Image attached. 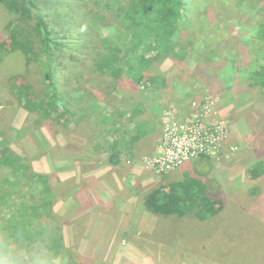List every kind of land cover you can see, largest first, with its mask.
I'll list each match as a JSON object with an SVG mask.
<instances>
[{
    "label": "rangeland",
    "instance_id": "rangeland-1",
    "mask_svg": "<svg viewBox=\"0 0 264 264\" xmlns=\"http://www.w3.org/2000/svg\"><path fill=\"white\" fill-rule=\"evenodd\" d=\"M244 1L239 7V12L244 14V17L252 18L248 24L250 29L241 27L240 29L237 25L230 28L225 25L224 28L215 30L216 33L223 34L224 38L230 39V35L240 38L237 40L240 51L236 60L241 59L240 56L249 58L256 56V53H264V48L263 50L258 48L253 37L245 38L248 31H251V34L254 32L259 8H251L250 4L256 1L259 3L261 0ZM90 2V0L41 1L48 9L46 15L49 23L59 31L57 37L53 36V47L57 44L67 45L71 51L69 53H74L78 59L82 57L84 63L90 60L89 53L84 50L87 35L93 30L99 32L98 29L103 28L99 26L100 23L93 26L92 19L95 16L92 12L89 15L86 6ZM202 2L197 10L188 16L196 23L200 33L205 34L204 37L201 35L202 39L198 43L206 41L207 35L214 30L210 25H201L202 22H208V15L214 8L228 2H231L232 7H236L234 0ZM234 15L238 14L235 12ZM8 18L7 12L0 7V32L4 31ZM112 32L107 28L104 34L109 35ZM211 44V51L208 54L201 53L196 57L193 55L195 51L192 50L183 55L184 57L178 59L170 57L160 63H153L150 70L158 71L160 77L172 80L180 75L189 76L188 71L194 72L198 64L196 59H205L203 62L205 64L211 62L208 55L218 56L216 47H213L214 41ZM195 45L198 46L197 42ZM226 62L228 63L226 77L230 78L233 72L230 80L224 75L223 57L216 63L215 68L212 65L207 67V70L219 79V81L210 79V86L220 96L207 95L203 100H193L212 102L210 111L212 120L225 122L229 128L226 142H222L213 152L208 153L213 157L209 174L211 185L215 189L213 193L222 200L223 209L211 220L202 222L189 214L182 217L155 216L142 205L141 193L151 186L170 181L171 178L182 179L186 175H194L195 165H192L194 158L176 166V169L171 168L160 173L146 163L156 151L141 154L138 163L128 161L125 171L119 169L117 183L109 178H103V189L107 187L106 190H113L110 203L109 197L105 196L102 199L100 192H94L95 196L92 195V191L100 186L101 180L91 183L93 189H88L90 195L82 189L83 187L81 188L80 185L83 183L74 185L72 181H78L79 176L91 171L101 173L107 167L106 162L91 159L87 153L71 158V163L63 160V143L70 142L67 150L74 151L71 138L75 139L74 136L79 132L86 135L85 130L89 127L87 129L84 122H79L78 128L73 126L74 123L65 126L56 119L47 122H42L44 120L41 119L40 123H35L39 116L30 114L20 105L15 89L18 83L23 82L37 92L42 90L39 63L33 59L27 64L25 56L18 50L9 53L0 61V135L5 134L11 148L24 158H29L35 171L49 174L50 184L57 192L54 203L57 219L55 224L62 228L65 254L68 258L85 264H264V177L252 179L248 173V168L252 164L264 161V128L258 124V121L264 119V96L253 78L244 73H241V79L238 78L240 70L231 68L230 59ZM57 63V71H53L57 76L65 75L71 69L77 68L75 64L70 66L73 63L69 58ZM63 63L66 64L64 69ZM27 70H30L29 79L27 77L18 82L17 77L15 81L9 82L11 75L18 76ZM121 85L127 86L125 93H132L131 80ZM134 85L137 87V99L142 100L146 118L155 112L153 115L162 123L164 111L171 110L173 113L172 109L175 110L179 123H186L185 121L192 117L194 110L190 105L187 111L180 112L179 108H172L176 105L175 97L167 98L162 103L163 98L155 95L146 81ZM97 104L104 106L100 101ZM90 107L94 109V106ZM165 107L167 109H164ZM135 111L136 108H133L128 112ZM201 167L207 168L205 164H201ZM64 170L71 171L73 180L67 181L63 186L61 174ZM68 192L72 197L70 206L66 204L69 202H66L68 197L64 200V195H68ZM92 215L96 216L94 220H90ZM54 231L59 232L56 228ZM68 252L71 254L70 257Z\"/></svg>",
    "mask_w": 264,
    "mask_h": 264
},
{
    "label": "trees",
    "instance_id": "trees-1",
    "mask_svg": "<svg viewBox=\"0 0 264 264\" xmlns=\"http://www.w3.org/2000/svg\"><path fill=\"white\" fill-rule=\"evenodd\" d=\"M41 1L0 0L1 9L9 16L4 31L0 32V61L17 50L25 56L27 64L33 59L37 61L43 88L37 92L28 84L18 83L15 90L20 105L30 114L39 116L35 119L37 124L41 119L42 122L56 119L65 126L84 122L86 128L89 127L85 130L89 143L109 153V163L105 165L112 166L118 175L120 154H117L116 146L123 143L129 149L153 128L150 119L144 116L142 101L137 99L136 93H118V82L123 75H128L134 84L146 81L157 90L162 86L159 81L164 84L165 80L160 77V72L150 70L153 63L170 57L178 59L192 50L196 57L201 53L208 54L214 41L218 56L208 55L211 62L205 64V59H196L195 71H188L189 75L211 85L210 79L217 80L218 77L207 67L212 65L215 68L223 57L226 79H232L233 72L230 78L226 77V61L230 59L231 68L240 70L238 78L241 79V73L248 74L264 96V53L249 58L240 56L241 59L236 60L240 51L237 40L240 38L230 35L228 39L216 33L225 25L250 29L248 24L252 18H245L239 12L244 0H234L235 8L231 2L220 4L209 13L208 22L201 25H210L214 30L202 43L198 42L203 33L188 18L203 3L202 0H90L86 6L89 15L92 12L95 16L93 26L100 23L103 28L87 35L84 50L90 55L89 63L69 53L67 45L53 47V36L57 37L59 31L49 23L48 9ZM250 6L259 8L254 32L251 34L247 30L245 38L253 37L256 46L263 50L264 0ZM235 12L238 15H234ZM107 28L113 31L109 35L104 34ZM64 58H69L73 63L70 66L75 64L77 68L57 76L53 71H57V62ZM65 66L63 63V69ZM29 72L11 75L9 82L17 77L18 82L29 79ZM194 76L191 77L194 79ZM99 101L104 103L103 107L97 104ZM133 108L136 111L129 113ZM172 108L178 107L173 105ZM258 124L264 128V119ZM109 130L118 136L114 144H109ZM6 138L5 134L0 135V264H85L72 261L65 254L62 228L55 224L57 192L50 184L49 174L35 171L29 158L12 149ZM192 165H195L194 175L171 178L141 193L144 208L155 216L182 217L189 214L202 222L215 217L223 209V202L215 197L209 177L213 157L202 153L192 160ZM248 173L252 179L264 177V161L252 164ZM55 228L59 232L54 231ZM68 255L71 256L69 252Z\"/></svg>",
    "mask_w": 264,
    "mask_h": 264
},
{
    "label": "crops",
    "instance_id": "crops-1",
    "mask_svg": "<svg viewBox=\"0 0 264 264\" xmlns=\"http://www.w3.org/2000/svg\"><path fill=\"white\" fill-rule=\"evenodd\" d=\"M194 75H189V76H185V75H180L177 76L175 80H172L168 77H164L165 83L162 84V81L159 83L162 85L161 87H159L157 90L154 88L152 89L151 87L149 89H151V91H153L154 93H156L155 95L158 94L159 98H163L162 103H164V101L167 98L170 97H175V104L176 106L179 108V111L181 112V110H185L187 111V107H189V105L191 104V102L193 100L196 99H200L203 100L205 98V96L207 95H211V96H216L218 97L219 94H217L216 90L214 91V89L211 88L210 85H208L207 83L201 81V80H197V78L194 79L191 77ZM132 79H130L128 76L123 75L122 78H120V81L118 82V87L120 88L118 93H124L126 92L127 86H122V83L128 82ZM133 83V82H132ZM173 84V85H172ZM132 91L134 93H136V95H138L137 93V87L134 85H132ZM225 95V94H223ZM220 96V95H219ZM138 97V96H137ZM197 97V98H195ZM142 101V100H141ZM224 107V106H222ZM224 109V108H223ZM183 113V112H182ZM155 114V112L153 113ZM151 115L148 116V119H150V125H153L152 130H148V134L145 136H141L133 145L131 144V147L128 149L127 146L125 144H120L119 146L117 145V154H120L119 157V163H118V171L120 172L119 169H123L125 171V169L127 168V162L131 161L133 162V164H136L140 161V158H138L141 154H151L154 153L156 151V146L157 143L159 142L161 135H162V123L161 120H157V117H155V115ZM22 121V120H21ZM77 126L73 125L74 127H77L80 125L79 123H76ZM22 126V125H21ZM70 126V125H69ZM133 126V124L131 125ZM111 130H109V136L107 138H109V144H114L115 140H117L118 136H116V134L113 135V133H110ZM117 133V132H116ZM74 137H76L75 139L72 137L71 138V142L73 143L72 147L74 148V151L72 150H67L68 146H70V142H68L66 144L65 140H63V142H65V144L63 143V147H64V151H63V160L71 163V158H77L80 157L83 153H87L88 157H90L91 159H97V160H101L102 162H108V156L109 153L108 152H103V149L100 148L99 146L96 145H91L88 141V139H86V136L79 132L78 135H75ZM53 147L55 146L54 143L52 145ZM113 149H111L112 151ZM111 154V152H110ZM114 154V153H112ZM79 161V160H78ZM77 161V162H78ZM132 164V165H133ZM107 166L105 171L102 170L103 172L99 173L100 171H91V172H87L81 176L78 177V181H72L73 184H77V183H83V185H80L81 188L83 190H85L87 192V194L90 195V192L88 189H93L91 183H95L97 180H101L100 181V186L98 188H96L95 190L92 191V195L95 196L94 192L99 193L100 192V196L103 199V197H109L108 198V203L112 202V193L113 190H106L107 187H105L103 189V178H109L111 179L112 182H118V174L116 173V171L114 169H112V166L105 165ZM64 173L61 174V181L63 183V186L66 185L67 181H71L72 179V173L70 170H64ZM71 173V174H70ZM125 173V172H123ZM122 173V174H123ZM83 180V181H82ZM68 195H64V200L65 197H68L66 202V204L68 206H70L71 203V195L69 194V192L67 193ZM84 194V193H83ZM91 195V196H92ZM81 208L79 209L80 212V216L82 215L81 212ZM96 216L92 215L90 217V220H94Z\"/></svg>",
    "mask_w": 264,
    "mask_h": 264
},
{
    "label": "built area",
    "instance_id": "built-area-1",
    "mask_svg": "<svg viewBox=\"0 0 264 264\" xmlns=\"http://www.w3.org/2000/svg\"><path fill=\"white\" fill-rule=\"evenodd\" d=\"M212 104L206 100L192 101L190 108L194 113L186 123H179L174 109L173 113L171 110L164 111L162 137L155 155L147 159V165L161 173L202 153H211L222 142L225 143L229 137V128L225 122L212 120Z\"/></svg>",
    "mask_w": 264,
    "mask_h": 264
}]
</instances>
